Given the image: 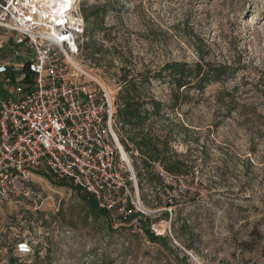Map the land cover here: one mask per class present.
<instances>
[{"label":"rangeland","instance_id":"1","mask_svg":"<svg viewBox=\"0 0 264 264\" xmlns=\"http://www.w3.org/2000/svg\"><path fill=\"white\" fill-rule=\"evenodd\" d=\"M76 1L107 4L104 30L83 37L101 51L80 59L115 95L125 64L239 70L204 91L176 92L169 78L147 86L148 102L164 105L150 125L192 170L156 199L145 183L144 217L95 216L78 187L40 171V199L0 204V264H264V0Z\"/></svg>","mask_w":264,"mask_h":264},{"label":"built area","instance_id":"2","mask_svg":"<svg viewBox=\"0 0 264 264\" xmlns=\"http://www.w3.org/2000/svg\"><path fill=\"white\" fill-rule=\"evenodd\" d=\"M0 28L24 65L0 96V204L41 198L36 173L91 195L121 222L148 209L121 141L116 95L81 58L86 23L76 0H0ZM0 73L11 67L0 62ZM168 185L174 176L159 167Z\"/></svg>","mask_w":264,"mask_h":264},{"label":"trees","instance_id":"3","mask_svg":"<svg viewBox=\"0 0 264 264\" xmlns=\"http://www.w3.org/2000/svg\"><path fill=\"white\" fill-rule=\"evenodd\" d=\"M107 11V4H93L89 7L83 5L81 12L86 23V36L104 30ZM94 47L96 51L92 50ZM94 47L92 48L90 43H85L81 49L85 53H88V50L92 51L91 54L94 55L101 51L102 45ZM234 65H205L200 62L191 64L185 61H175L167 62L152 72L134 71L128 64L121 67L122 72L119 76L121 87L116 95L117 119L121 123V141L133 159L140 189L147 183L155 190L156 199L159 189L173 188V185L166 184L160 176L158 165L174 176H186L192 170V166L188 162V155L180 156L173 149L170 136L158 134L154 126L150 125L152 117L161 116L164 105L162 102L153 99L148 102L147 94L149 91L147 86L151 84L152 80L169 78L173 90L176 92L181 90L188 92L191 89L204 91L211 82L235 74L239 68H234ZM149 103L153 107L152 110L147 108ZM75 189L82 194L83 200L95 216H102L108 221L111 220L110 213L99 208L91 195L82 193L80 188V190ZM166 215L169 216L168 213ZM142 226L148 230L144 224ZM148 231L149 237L153 241L166 240L163 235L152 233L150 229Z\"/></svg>","mask_w":264,"mask_h":264},{"label":"crops","instance_id":"4","mask_svg":"<svg viewBox=\"0 0 264 264\" xmlns=\"http://www.w3.org/2000/svg\"><path fill=\"white\" fill-rule=\"evenodd\" d=\"M20 55L15 52L13 37L0 28V62L11 67V74L0 73V96L12 95L13 85L23 76L24 65Z\"/></svg>","mask_w":264,"mask_h":264}]
</instances>
